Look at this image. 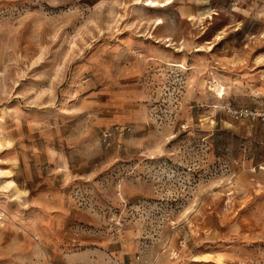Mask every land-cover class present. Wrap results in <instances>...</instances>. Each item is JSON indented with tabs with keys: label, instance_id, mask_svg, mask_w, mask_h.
Segmentation results:
<instances>
[{
	"label": "rangeland",
	"instance_id": "obj_1",
	"mask_svg": "<svg viewBox=\"0 0 264 264\" xmlns=\"http://www.w3.org/2000/svg\"><path fill=\"white\" fill-rule=\"evenodd\" d=\"M262 113L264 0H0V264H264Z\"/></svg>",
	"mask_w": 264,
	"mask_h": 264
},
{
	"label": "built area",
	"instance_id": "obj_2",
	"mask_svg": "<svg viewBox=\"0 0 264 264\" xmlns=\"http://www.w3.org/2000/svg\"><path fill=\"white\" fill-rule=\"evenodd\" d=\"M247 112V111H246ZM262 117L264 118V113H262Z\"/></svg>",
	"mask_w": 264,
	"mask_h": 264
},
{
	"label": "bare ground",
	"instance_id": "obj_3",
	"mask_svg": "<svg viewBox=\"0 0 264 264\" xmlns=\"http://www.w3.org/2000/svg\"><path fill=\"white\" fill-rule=\"evenodd\" d=\"M154 2H156V1H154ZM4 174V173H3ZM9 177V176H8ZM10 184V183H9Z\"/></svg>",
	"mask_w": 264,
	"mask_h": 264
}]
</instances>
